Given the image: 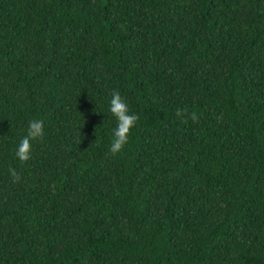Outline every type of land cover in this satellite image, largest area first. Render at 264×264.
Wrapping results in <instances>:
<instances>
[{
  "label": "trees",
  "instance_id": "1",
  "mask_svg": "<svg viewBox=\"0 0 264 264\" xmlns=\"http://www.w3.org/2000/svg\"><path fill=\"white\" fill-rule=\"evenodd\" d=\"M0 264H264V0H0Z\"/></svg>",
  "mask_w": 264,
  "mask_h": 264
},
{
  "label": "clouds",
  "instance_id": "2",
  "mask_svg": "<svg viewBox=\"0 0 264 264\" xmlns=\"http://www.w3.org/2000/svg\"><path fill=\"white\" fill-rule=\"evenodd\" d=\"M108 111L115 118V127L112 129L108 150L112 154H118L128 143L130 133L136 126L138 115L130 110L129 104L122 97L119 90H113L108 100ZM44 135V122L39 118H33L28 122L26 134L15 145V156L21 161H27L31 156L33 141ZM14 178H18L15 168L9 169Z\"/></svg>",
  "mask_w": 264,
  "mask_h": 264
}]
</instances>
